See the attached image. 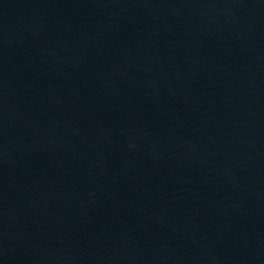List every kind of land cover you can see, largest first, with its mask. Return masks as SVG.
Listing matches in <instances>:
<instances>
[{
  "label": "water",
  "instance_id": "water-1",
  "mask_svg": "<svg viewBox=\"0 0 264 264\" xmlns=\"http://www.w3.org/2000/svg\"><path fill=\"white\" fill-rule=\"evenodd\" d=\"M0 264H264V0H0Z\"/></svg>",
  "mask_w": 264,
  "mask_h": 264
}]
</instances>
